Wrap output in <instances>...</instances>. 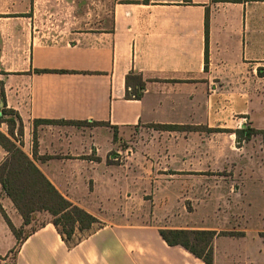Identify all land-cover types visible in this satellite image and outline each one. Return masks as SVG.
Listing matches in <instances>:
<instances>
[{
	"label": "crops",
	"instance_id": "1",
	"mask_svg": "<svg viewBox=\"0 0 264 264\" xmlns=\"http://www.w3.org/2000/svg\"><path fill=\"white\" fill-rule=\"evenodd\" d=\"M131 71L145 80L140 98L126 95ZM0 79L7 106L22 119V148L32 156L35 132V162L56 186L53 161L89 156L98 131L156 124L233 130L248 124L251 95L264 91V4L0 0ZM42 119L57 122L37 121ZM0 151L1 162L6 151ZM224 158L218 155L207 170ZM0 192L4 212L21 227L23 219L1 185ZM79 205L98 220L76 229L69 243L48 219L16 245L0 211V264L11 252L13 264H208L181 245L167 244L160 227L232 231L212 239L211 264H264V225H158Z\"/></svg>",
	"mask_w": 264,
	"mask_h": 264
},
{
	"label": "rangeland",
	"instance_id": "2",
	"mask_svg": "<svg viewBox=\"0 0 264 264\" xmlns=\"http://www.w3.org/2000/svg\"><path fill=\"white\" fill-rule=\"evenodd\" d=\"M246 117L250 126L264 129V91L251 95ZM96 146L83 156L93 160L90 164L83 157L56 159L51 175L66 197L102 216L136 215L158 225H264V132L238 140L229 131L206 126L164 130L140 125L98 131ZM218 155L225 163L207 170ZM48 219V213L36 212L21 234ZM13 262L11 252L5 263Z\"/></svg>",
	"mask_w": 264,
	"mask_h": 264
},
{
	"label": "trees",
	"instance_id": "3",
	"mask_svg": "<svg viewBox=\"0 0 264 264\" xmlns=\"http://www.w3.org/2000/svg\"><path fill=\"white\" fill-rule=\"evenodd\" d=\"M205 39V59H207L208 11L205 14ZM125 84L128 97L140 98L142 96L145 80L140 73L129 72L125 77ZM37 121L57 122L51 119ZM62 122L79 124L84 121L62 120ZM100 123L92 122V124ZM2 124L6 125V130L0 129V146L6 151V155L0 162V185L5 195L10 198L21 215L23 224L21 227H15L1 204L0 211L17 239L16 245L20 244L31 231L38 227L31 225L24 235L21 234L24 226L32 223L34 214L42 211L50 215V222L54 224L62 238L69 243L76 229H87L98 219L91 212L66 197L36 164L35 161L39 157L36 156L35 132H33L32 156L22 148V119L16 110L7 106L4 81L0 79V126ZM156 126L164 130H197L200 127V125L191 124H156ZM207 130L231 131L241 140L250 139L253 134L264 132V129L254 128L249 124L233 130L209 127H207ZM230 232L232 231L217 232L214 229L159 228V233L167 244L181 245L208 264H211L213 260L212 239L214 236ZM14 249L15 247H13V251Z\"/></svg>",
	"mask_w": 264,
	"mask_h": 264
}]
</instances>
